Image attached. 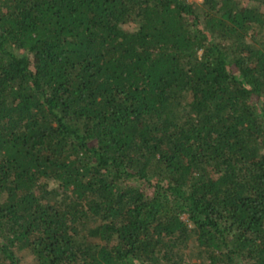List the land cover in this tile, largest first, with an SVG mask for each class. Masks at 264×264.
<instances>
[{"label":"trees","instance_id":"trees-1","mask_svg":"<svg viewBox=\"0 0 264 264\" xmlns=\"http://www.w3.org/2000/svg\"><path fill=\"white\" fill-rule=\"evenodd\" d=\"M0 264H264V0H0Z\"/></svg>","mask_w":264,"mask_h":264},{"label":"rangeland","instance_id":"rangeland-1","mask_svg":"<svg viewBox=\"0 0 264 264\" xmlns=\"http://www.w3.org/2000/svg\"><path fill=\"white\" fill-rule=\"evenodd\" d=\"M193 1H197V0H193ZM201 1H202V0H201ZM201 1H200V0H198L197 2H201ZM250 36H251L252 38H251ZM249 37H250V38H251V40H253L254 42H256V41H255V39H258V37H256V36H255V35H253V34H249ZM184 217H185V216H184Z\"/></svg>","mask_w":264,"mask_h":264},{"label":"built area","instance_id":"built-area-1","mask_svg":"<svg viewBox=\"0 0 264 264\" xmlns=\"http://www.w3.org/2000/svg\"><path fill=\"white\" fill-rule=\"evenodd\" d=\"M198 1V0H197ZM201 1V0H200Z\"/></svg>","mask_w":264,"mask_h":264}]
</instances>
